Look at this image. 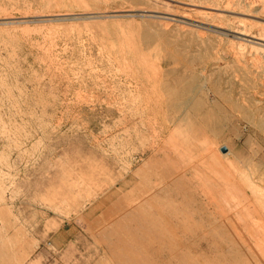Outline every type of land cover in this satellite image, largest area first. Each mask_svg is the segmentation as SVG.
Masks as SVG:
<instances>
[{
	"label": "rangeland",
	"instance_id": "1",
	"mask_svg": "<svg viewBox=\"0 0 264 264\" xmlns=\"http://www.w3.org/2000/svg\"><path fill=\"white\" fill-rule=\"evenodd\" d=\"M251 2L0 0V264H264Z\"/></svg>",
	"mask_w": 264,
	"mask_h": 264
},
{
	"label": "bare ground",
	"instance_id": "2",
	"mask_svg": "<svg viewBox=\"0 0 264 264\" xmlns=\"http://www.w3.org/2000/svg\"><path fill=\"white\" fill-rule=\"evenodd\" d=\"M228 1H230V0H228ZM250 1H251V0H250ZM254 1H255V0H253V2H254ZM256 1H257V0H256ZM248 2H249V1H248ZM253 2H251L250 4H253ZM225 3H226V2H225ZM229 3H230V2H229ZM229 3H227V4L229 5ZM183 4H184V3H183ZM188 4H189V3H188ZM261 4H262V3H261ZM190 5H191V3H190ZM193 5H194V4H193ZM228 5H227V6H228ZM234 5H235V4H234ZM188 6H189V5H188ZM207 6H209V5H207ZM215 6H216V5H215ZM225 6H226V5H225ZM237 6H238V5H237ZM255 6H256V5H255ZM211 7H212V6H211ZM216 7L219 8L218 6H216ZM228 7H230V6H228ZM201 8H202V7H201ZM207 8H208V7H207ZM220 8H221V7H220ZM235 8H236V7H235ZM235 8H233V9L235 10ZM210 9H211V8H210ZM260 9H261V10H260V13H263V14H264V6H260ZM197 10H198V9H197ZM204 10H205V9H204ZM215 10H216V9H215ZM215 10H214V11H215ZM217 10L219 11L220 9H217ZM226 10H227V9H226ZM226 10H225V9H223V10L221 9L220 11L223 12V11H226ZM234 10H233V13H234ZM240 10H241V9H240ZM240 10H239V11H240ZM210 11H211V10H210ZM210 11H208V12H210ZM218 11H217V12H218ZM220 11L218 12L219 14H220ZM228 11H229V10H228ZM237 11H238V10H237ZM245 11H246V9H245ZM249 11H250V10H249ZM254 11L256 12V9H255ZM257 11H258V10H257ZM204 12H206V11H204ZM208 12H207V14H208ZM230 12H231V11H230ZM235 12H236V11H235ZM153 13H154V12H153ZM228 13H229V12H228ZM204 14H205V13H204ZM210 14H211V13H210ZM231 14H232V12H231ZM263 14H262V15H263ZM162 15H163V14H162ZM162 15H161V16H162ZM244 15H245V14H244ZM255 15H256V13H255ZM255 15H254V16H255ZM182 16H185V15H182ZM224 16H225V15H224ZM248 16H250V15L248 14ZM251 16H252V15H251ZM256 16H258V14H257ZM256 16H255V17H256ZM263 16H264V15H263ZM150 17H151V16H150ZM165 17H166V16H165ZM165 17H164V18H165ZM186 17H187V14H186ZM238 18H239V17H238ZM238 18H237V20L240 21L242 24H245V25H248V22H251V21H248V20H247L248 22L245 21V20H239ZM162 19H163V18H162ZM170 19H171V18H170ZM235 19H236V18H235ZM241 19H242V18H241ZM245 19H246V18H245ZM167 20H168V19H167ZM164 21H165V20H164ZM184 22H185V21H184ZM232 22H233V21H232ZM234 23H235V21H234ZM234 23H233V24H234ZM241 23H240V24H241ZM242 24H241V25H242ZM250 24H251L253 27L255 26L256 29L258 30V31H257V30L255 29V30L257 31V33H256V35H255V34L252 35L251 38H252V39L259 40V41H262V42L264 43V24H261V23H259V22H257V21H252L251 23H249V25H250ZM238 25H239V24H238ZM241 25H240V26H241ZM238 27H239V26H238ZM245 28H246V27H245ZM252 29H253V28H252ZM244 31L246 32V30H244ZM238 32H241V31H238ZM235 33H236V32H235ZM241 33H243V32H241ZM241 35H242V34H241ZM243 35H244V34H243ZM245 36H247V35H245ZM251 48H252V47H251ZM244 49H245V48H244ZM253 50H255V49H253ZM233 51H234V50H233ZM239 51H240V50H239ZM239 51H238V54H239ZM257 52H258V51H256V53H257ZM261 52H262V51H261ZM248 54H249V53H248ZM248 54H247V55H248ZM239 55H240V54H239ZM247 59H248V57H247ZM245 60H246V59H245ZM251 66H252V65H251ZM253 67H254V66H253ZM259 69H260V68H259ZM194 77H195V76H194ZM182 120H183V119H182ZM183 121H184V120H183ZM260 123H262V122H260ZM258 125H259V124H258ZM259 126H260V125H259ZM263 127H264V126H263ZM139 134H140V133H139ZM203 156H204V155H203ZM230 171H231V170H230ZM182 172H183V171H182ZM178 174H179V173H177L176 175H178ZM182 174H183V173H182ZM176 175H175V176H176ZM180 176H181V175H180ZM180 176H179V177H180ZM183 176H184V175H183ZM173 177H174V176H173ZM173 177H172V178H173ZM234 177H235V176H234ZM172 178H170V179H172ZM176 178H177V176H176ZM182 179H183V178H182ZM170 181H173V180H170ZM168 182H169V181H168ZM253 185H254V184H253ZM254 186H255V185H254ZM244 191H245V190H244ZM149 194H150V193H149ZM248 198H249V197H248ZM254 199H255V198H254ZM159 201H160V200H159ZM162 201H163V200H162ZM155 202H157V201L155 200ZM261 202H262V201H261ZM158 203H159V202H158ZM224 204H225V203H224ZM230 204H231V203H230ZM261 204H262V203H261ZM261 204H260V205H261ZM248 205H250V202H249ZM131 206H134V205L131 204ZM250 206H251V205H250ZM140 207H141V205H140ZM129 208H132V207H129ZM133 208H134V207H133ZM133 208H132V210L136 209V208H134V209H133ZM137 208H138V206H137ZM235 208H236V207H235ZM235 208H234V209H235ZM4 209H6V208H4ZM142 209H143V208H142ZM128 210H129V209H128ZM128 210H127V211H128ZM6 211H7V210H6ZM124 211H126V210H124ZM143 211H144V210H143ZM2 212H3V210H2ZM133 212H135V211H133ZM138 212H139V210H138ZM234 212H235V211H234ZM258 212H259V211H258ZM5 213H6V212H5ZM123 213H124V212H123ZM125 213H126V212H125ZM127 213H128V212H127ZM129 213H130V212H129ZM135 213H136V212H135ZM135 213H134V214H135ZM121 214H122V213H121ZM140 214H141V213H140ZM144 214H146V213H144ZM130 215H131V214H130ZM122 216H123V215H122ZM134 216H135V215H134ZM136 216L138 217L139 215L136 214ZM141 216H142V215H141ZM129 217H130V216H129ZM142 217H143V216H142ZM234 217H235V216H234ZM113 218H114V217H113ZM132 218H133V216H132ZM139 218H140V217H139ZM147 218H148V217H147ZM246 218H247V217H246ZM122 219H123V218H122ZM111 220H112V219H111ZM111 220H110V221H111ZM123 220H125V219H123ZM131 220L133 221V219H131ZM134 220H135V219H134ZM144 220H145V219H144ZM144 220H143V221H144ZM237 220H238V219H237ZM126 221H128V219H127ZM243 221H244V220H243ZM112 222H113V221H112ZM124 222H125V221H124ZM141 222H142V221H141ZM146 222H147V221H146ZM146 222H145V223H146ZM120 223H121V222H120ZM148 223H149V222H148ZM108 224H109V223H108ZM118 224H119V223H118ZM119 225H120V224H119ZM123 226H124V225H123ZM121 227H122V226H121ZM107 230H108V229H107ZM129 231H130V230H129ZM153 231H154V230H153ZM155 231H156V230H155ZM159 233H160V232H159ZM161 234H162V233H161ZM253 234H254V233H253ZM253 236H254V235H253ZM121 237H122V236H121ZM148 237H149V236H148ZM158 237H159V236H158ZM249 237H250V236H249ZM255 237H256V235H255ZM252 238H254V237H252ZM252 238H251V239H252ZM154 239H155V238H154ZM11 240H12V239H11ZM135 240H136V238H135ZM136 241H137V240H136ZM263 243H264V242H263ZM4 244H5V246H6V242H5ZM116 244H117V243H116ZM120 245H121V244H120ZM11 246H12V245H11ZM15 246H16V245H15ZM130 246H131V245H130ZM3 247H4V246H3ZM3 247H2V248H3ZM6 248H7V247H6ZM259 248H260V247H259ZM261 248H262V247H261ZM121 249H122V248H121ZM256 249H257V248H256ZM262 249H263V248H262ZM7 250H9V249H7ZM20 250H21V249H20ZM263 250H264V249H263ZM259 251H260V250H259ZM261 251H262V250H261ZM5 252H6V251H5ZM19 253H20V252H19ZM119 253H120V252H119ZM119 253H118V254H119ZM138 254H139V253H138ZM21 256H22V255H21ZM23 256H24V255H23ZM7 257H8V256H7ZM118 257H119V256H118ZM127 258H128V257H127ZM131 259H132V258H131ZM131 259H129V260H131ZM134 259H135V258H133L132 261H133ZM3 260H4V259H3ZM20 261H21V259H20ZM139 261H140V260H139ZM3 262H4V261H3ZM125 263H126V262H125ZM134 263H136V262H134ZM132 264H133V263H132Z\"/></svg>",
	"mask_w": 264,
	"mask_h": 264
},
{
	"label": "water",
	"instance_id": "3",
	"mask_svg": "<svg viewBox=\"0 0 264 264\" xmlns=\"http://www.w3.org/2000/svg\"><path fill=\"white\" fill-rule=\"evenodd\" d=\"M226 149H224L223 151H225Z\"/></svg>",
	"mask_w": 264,
	"mask_h": 264
}]
</instances>
